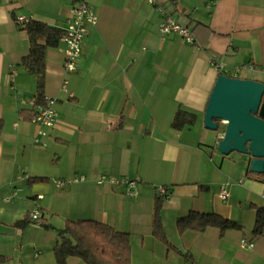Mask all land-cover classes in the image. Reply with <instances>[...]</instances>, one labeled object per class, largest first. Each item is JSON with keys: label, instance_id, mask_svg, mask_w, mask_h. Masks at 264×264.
<instances>
[{"label": "crops", "instance_id": "0c3cea01", "mask_svg": "<svg viewBox=\"0 0 264 264\" xmlns=\"http://www.w3.org/2000/svg\"><path fill=\"white\" fill-rule=\"evenodd\" d=\"M87 1L97 21L76 72H64L62 41L46 52L43 96L59 116L36 145L39 127L28 118L36 79L20 65L29 40L15 21L63 30L70 0H0V264H57L54 229L15 225L35 211L56 229L93 220L128 233L130 264H264V227L253 231L256 211H264V176L248 175L247 157L218 153L224 126L210 131L203 121L220 74L264 83V0H158L188 26L193 45L162 36L161 17L146 0ZM177 110L195 114L194 123L174 130ZM75 176L83 180L55 184ZM101 176L135 180L137 192L98 184ZM223 185L225 201L218 196ZM159 197L170 247L152 234ZM191 211L217 214L239 229L179 233L177 220ZM66 264L84 262L68 257Z\"/></svg>", "mask_w": 264, "mask_h": 264}, {"label": "trees", "instance_id": "16d2710c", "mask_svg": "<svg viewBox=\"0 0 264 264\" xmlns=\"http://www.w3.org/2000/svg\"><path fill=\"white\" fill-rule=\"evenodd\" d=\"M165 7V6H164ZM163 7V8H164ZM167 11V8H164ZM170 15V11H167ZM188 27V26H187ZM28 40L29 51L20 65L27 73L36 79V94L33 106L45 102L43 96L45 58L49 48L56 47L64 35V29H58L37 21H28L25 28ZM26 114V113H22ZM32 108L29 112L30 119ZM196 115L184 110H177L173 116L171 127L174 130H181L187 125H192ZM248 175H252L248 172ZM264 174H260L263 177ZM161 197L157 198L152 217V234L159 241L170 247L165 237L161 223ZM32 218L26 215L22 220L15 223L16 227L23 230L30 224L39 225L45 229L56 231V242L53 253L57 264H66L68 257H76L84 264H130L131 247L130 236L126 232L114 230L111 226L93 220L66 221L62 228L56 229L47 220L39 215ZM179 233L187 230L200 232L208 227H215L223 233L228 229H239L234 221L225 219L214 213L189 212L181 217L176 223ZM264 227V211H256L254 233H260ZM4 258L0 256V263Z\"/></svg>", "mask_w": 264, "mask_h": 264}, {"label": "water", "instance_id": "95a60500", "mask_svg": "<svg viewBox=\"0 0 264 264\" xmlns=\"http://www.w3.org/2000/svg\"><path fill=\"white\" fill-rule=\"evenodd\" d=\"M204 127L224 131L216 151L248 158L249 172H264V83L220 74L204 112Z\"/></svg>", "mask_w": 264, "mask_h": 264}, {"label": "built area", "instance_id": "2783aa9c", "mask_svg": "<svg viewBox=\"0 0 264 264\" xmlns=\"http://www.w3.org/2000/svg\"><path fill=\"white\" fill-rule=\"evenodd\" d=\"M146 2L153 6L161 17L158 31L162 36L169 33H174L183 43L189 45L194 44V37L189 28L179 23L172 15H170L158 2V0H146ZM28 21L29 19L26 17H18L15 22L16 25L23 30ZM96 21L97 16L88 4L87 0H70L68 16L64 28V35L61 38V41L65 45L63 69L66 75H71L76 72L87 29L89 26H94ZM211 64L218 72L223 71L222 64L217 63L215 60L212 61ZM244 68H247V66ZM67 84L68 79H64L61 84V89L63 92L67 91ZM58 116V112L55 108V101L53 99H45L44 103L37 104L32 107V114L29 121L39 127L37 135L33 139L34 144L40 145V138L48 135V131L54 127ZM224 124L225 122L220 123L222 126ZM82 180V176H75L65 180H56L55 184L58 188H62L65 185L76 183ZM97 183L122 185L124 187L125 193L128 195H134L137 192V182L126 177L115 179L113 177L101 176L97 180ZM157 190L160 195L164 196L165 198L169 196L164 186H159ZM15 196L16 191L5 197V201H10ZM218 196L223 201L228 198L229 194L226 186H221ZM37 216L38 212H33L32 218H36ZM241 245L247 246L249 248L253 246L250 243L246 244L244 240L241 241Z\"/></svg>", "mask_w": 264, "mask_h": 264}, {"label": "rangeland", "instance_id": "374dc122", "mask_svg": "<svg viewBox=\"0 0 264 264\" xmlns=\"http://www.w3.org/2000/svg\"><path fill=\"white\" fill-rule=\"evenodd\" d=\"M245 74L241 72V74L239 76H244ZM224 128V127H223Z\"/></svg>", "mask_w": 264, "mask_h": 264}]
</instances>
